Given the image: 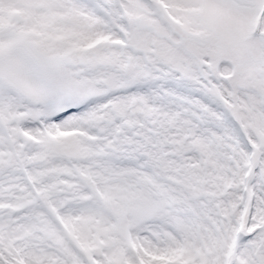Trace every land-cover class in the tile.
<instances>
[{
  "label": "snow or ice",
  "instance_id": "snow-or-ice-1",
  "mask_svg": "<svg viewBox=\"0 0 264 264\" xmlns=\"http://www.w3.org/2000/svg\"><path fill=\"white\" fill-rule=\"evenodd\" d=\"M0 264H264V0H0Z\"/></svg>",
  "mask_w": 264,
  "mask_h": 264
}]
</instances>
